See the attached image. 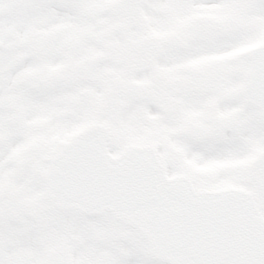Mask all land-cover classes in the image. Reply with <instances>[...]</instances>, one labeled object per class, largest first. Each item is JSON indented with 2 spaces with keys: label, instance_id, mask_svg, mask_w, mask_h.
<instances>
[{
  "label": "water",
  "instance_id": "water-1",
  "mask_svg": "<svg viewBox=\"0 0 264 264\" xmlns=\"http://www.w3.org/2000/svg\"><path fill=\"white\" fill-rule=\"evenodd\" d=\"M127 2L131 13L136 14L138 0ZM260 157L264 158V151ZM60 160L68 164L70 179L59 176V170L55 169L50 179L55 189L47 177L51 201L87 212L111 208L117 217L133 223L146 236L152 254L159 259L170 264H216L221 254L232 262L240 257V246L264 253V221L254 210V217L243 213L246 208L243 202L223 200L239 197V192L194 193L186 181H179L184 186H175L169 193L168 187L160 188L161 184L168 185L169 182L163 178L150 149L128 148L120 158L111 160L103 151L101 131L93 129L73 137L52 165ZM257 163L258 160L252 164L248 178L264 197V172L260 174L264 160L255 174ZM187 191L190 196L203 200L208 205L207 210L180 207L178 198H185ZM221 194L223 196L219 197ZM164 199L167 204L161 203ZM221 200L228 214L218 210L219 204H214ZM49 259L50 264H67L65 246Z\"/></svg>",
  "mask_w": 264,
  "mask_h": 264
},
{
  "label": "flooded vegetation",
  "instance_id": "flooded-vegetation-1",
  "mask_svg": "<svg viewBox=\"0 0 264 264\" xmlns=\"http://www.w3.org/2000/svg\"><path fill=\"white\" fill-rule=\"evenodd\" d=\"M251 1L202 0L200 17L194 18L190 0H163L147 8L152 17L143 16L137 33L129 34L126 22V37L111 50L106 89L118 80L140 86L144 94L118 98L121 114L130 112L146 126L180 130L191 138L195 125L210 131L213 115L235 118L228 130L240 127L239 116L249 105L242 99V81L253 50L264 47V27L245 18ZM138 36L154 37L157 50L147 65L124 78L122 72L131 62L124 44ZM242 170H236L238 177Z\"/></svg>",
  "mask_w": 264,
  "mask_h": 264
},
{
  "label": "bare ground",
  "instance_id": "bare-ground-1",
  "mask_svg": "<svg viewBox=\"0 0 264 264\" xmlns=\"http://www.w3.org/2000/svg\"><path fill=\"white\" fill-rule=\"evenodd\" d=\"M112 1L0 0V214L12 198L4 190L13 193L28 188L31 148L36 149L60 127L64 102L71 92L67 90L72 89L65 82L63 66L70 65L76 72L77 65L88 63L100 44L113 38L110 24L117 12ZM24 28L33 30V37L55 34L54 44L41 59L27 56L22 45L14 44ZM25 68L38 80L21 78ZM50 72L56 73L54 79L47 78ZM21 194L19 203L30 197L27 191ZM17 219L26 223L22 217ZM15 240L2 237V264L10 260Z\"/></svg>",
  "mask_w": 264,
  "mask_h": 264
},
{
  "label": "rangeland",
  "instance_id": "rangeland-1",
  "mask_svg": "<svg viewBox=\"0 0 264 264\" xmlns=\"http://www.w3.org/2000/svg\"><path fill=\"white\" fill-rule=\"evenodd\" d=\"M73 126L71 123L66 125L60 140L46 142L45 158L37 162L31 191L33 197L23 204L22 208H25L21 213L28 216L31 222H27V226L18 222L15 217L20 216V211H15V206L0 215L1 246L4 235L16 238L8 264H42L48 252L63 240L68 242L71 264H163L151 258L147 243L136 233L132 234L134 231L127 232L129 229L123 226L116 231L107 230L93 224L110 219L108 213L84 215L76 211L61 212L63 222L58 225L59 229H51L55 218L46 209L43 172L49 153L53 154L56 151L54 147L57 148L60 141L67 140L77 130V124ZM39 151H32L35 161L41 155ZM46 215L49 216L47 221L44 219ZM15 220L17 223H12ZM9 229L10 232H7Z\"/></svg>",
  "mask_w": 264,
  "mask_h": 264
}]
</instances>
